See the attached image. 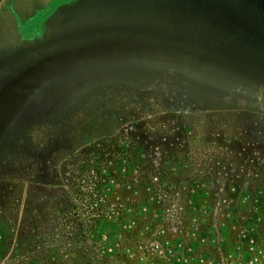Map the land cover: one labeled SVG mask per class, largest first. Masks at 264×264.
Here are the masks:
<instances>
[{
    "label": "rangeland",
    "instance_id": "374dc122",
    "mask_svg": "<svg viewBox=\"0 0 264 264\" xmlns=\"http://www.w3.org/2000/svg\"><path fill=\"white\" fill-rule=\"evenodd\" d=\"M166 84L198 97L196 103L204 99L206 105L212 96L215 106L237 109L210 117L219 141L213 146L216 164L242 181L249 157L239 143L249 139L250 120L264 121V0H0V264H43L45 252L72 244L69 236L79 222L90 264L146 262L140 242L125 241L124 226L118 225L125 208L119 202L118 161L102 167L107 178L101 182L90 164L96 140L76 160L56 151L48 165L35 156L25 160L40 134L68 136L85 131L91 120L111 118L113 127L101 126L98 134L109 132L122 104L134 102L145 88ZM127 116L133 115L120 119ZM171 124L182 132L201 129L193 116ZM175 139L191 144L190 136ZM84 161L89 165L83 167ZM190 162L201 163L196 156ZM42 187L72 201L60 211V227L45 226L33 205ZM212 198L187 212L212 227L196 233L199 251L187 253L184 243L168 250L157 242L156 230L143 238L142 248L166 253L160 264H264V200L244 188L234 199Z\"/></svg>",
    "mask_w": 264,
    "mask_h": 264
},
{
    "label": "trees",
    "instance_id": "16d2710c",
    "mask_svg": "<svg viewBox=\"0 0 264 264\" xmlns=\"http://www.w3.org/2000/svg\"><path fill=\"white\" fill-rule=\"evenodd\" d=\"M169 76L174 79L176 75L173 73ZM166 86H169L170 89H166ZM166 86L154 87L152 90L145 88L138 93L134 102L122 104L118 111L120 114L117 116L116 113L118 124L115 129L109 132L104 130L105 134L103 132H101L103 134H98L101 126L103 128L112 124L113 127L112 119L109 118L106 119L105 123L96 120H91L89 123L83 122L88 124L84 129L85 131L71 133L68 135L69 137L42 133L28 147L31 148L29 151L32 155L30 160L29 158L24 159L25 162H32L35 160V156L41 158L42 162L48 165L47 161H51V157H53L50 156L51 153L56 151L58 154L62 153L61 158L69 154L68 156L74 157L76 160L79 156L78 152L84 151L87 144L96 140L90 148L91 151H94L90 153H95L96 157L90 161V164L93 165V169L99 175L97 179L99 182L107 178L103 177L102 167L107 168L112 166L110 164L114 161H118V168L120 169L119 202L125 205L124 212L119 213L118 225L122 223L124 226L125 241L140 242L139 251L142 253L140 258L147 256L145 257L146 262L134 258L136 262L140 261V264H151L148 258L153 260L154 264H160L163 257L167 255L160 251L153 252L142 248L144 246L143 238L151 235L154 230L157 232V242H163L168 250H172L183 243L188 250L187 253L189 252L191 255L192 252L199 249L195 246L200 245L195 237L196 233L200 231L210 233L212 227L211 224L201 222L197 217L187 213L194 209L197 204L199 206L200 203H207L213 199V196L215 199H227L229 197L234 199L242 188L255 192L258 200H264V189H262L264 188V180H257L260 174H264V121L258 123L250 120L248 130L245 128L249 131V139L239 144L242 145L243 143V147L246 149L249 165L245 167L244 171L241 170V175H244L242 181L235 182V174L228 171V166L222 167L226 169L223 170L216 164L215 157L218 156L219 152H216L213 146L219 141H214L216 137L212 131H214L213 122L215 120L210 116L231 115L232 113L234 115L237 113V109L234 108L233 110V104L226 107L215 106L213 97L209 96L210 94H207L209 96L207 101L209 102L206 105L202 103L204 99L196 103L198 97L186 96L180 88L173 85L166 84ZM191 89L195 95L198 94L197 88ZM130 112L133 116L120 119L123 113ZM185 115L198 118L201 129L193 132L189 130L182 132L179 131L180 125L171 124L179 121V119L182 122ZM254 116L259 118V115ZM97 122L101 124H97ZM187 131H189V135ZM177 136H186V139L190 136V146L189 144L186 146L183 139L176 142ZM233 137L236 139L234 133ZM100 138L102 140H98ZM223 140L226 145L224 149L228 150L227 137L224 136ZM69 142H71L72 147L70 149L66 148ZM196 150L200 151L197 152ZM44 154L45 157H43ZM178 156L188 158L189 161L178 159ZM193 156L199 158L201 162L197 167L190 162V158ZM172 160L180 162L181 167L176 168L175 163L168 164V161ZM86 164L89 165L88 161H84L81 165L85 167ZM168 165L170 166L168 167ZM196 169L198 170L196 171ZM219 178L220 182H218ZM222 178L226 182L222 183ZM95 181L96 177L93 182ZM42 190L43 192L39 191L42 194L32 197L33 205L39 214L45 217L42 221L45 226L47 223L50 225L54 223L60 227V224L64 223L60 211L72 201L64 197L54 196L45 187H42ZM63 192H66V189H63ZM97 192H101L99 188H97ZM206 205L202 207H206ZM100 219L104 223L107 221L104 218ZM79 223V226H75L76 232H71L69 236L68 241H73L72 244L68 243V246L61 247L59 245L52 248L50 253L45 252L44 259L46 260L43 264H90L89 261H86L90 246L79 240L83 237L82 234H85V232H80L83 224L82 222ZM156 225L161 227L156 228ZM55 234L59 236L61 232L56 231ZM18 241L20 240L18 239ZM206 242L210 244V238H207ZM178 249H181L180 246ZM55 250L57 252L51 255ZM190 254L189 257H191ZM137 255L139 253L135 256L139 258ZM124 258L130 261L126 256ZM188 258L181 257L182 260Z\"/></svg>",
    "mask_w": 264,
    "mask_h": 264
},
{
    "label": "crops",
    "instance_id": "0c3cea01",
    "mask_svg": "<svg viewBox=\"0 0 264 264\" xmlns=\"http://www.w3.org/2000/svg\"><path fill=\"white\" fill-rule=\"evenodd\" d=\"M12 12H14V14H15V16H16L17 24H19V27L21 28V30H23V29H22L23 27H21V25H20V24H22V23H21V19H20V17L16 14L15 10L12 9ZM41 23H42V22H41Z\"/></svg>",
    "mask_w": 264,
    "mask_h": 264
}]
</instances>
